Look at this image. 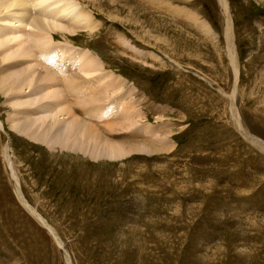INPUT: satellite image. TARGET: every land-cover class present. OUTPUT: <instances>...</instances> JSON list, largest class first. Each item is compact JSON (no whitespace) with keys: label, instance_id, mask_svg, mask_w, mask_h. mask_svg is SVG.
Masks as SVG:
<instances>
[{"label":"rangeland","instance_id":"1","mask_svg":"<svg viewBox=\"0 0 264 264\" xmlns=\"http://www.w3.org/2000/svg\"><path fill=\"white\" fill-rule=\"evenodd\" d=\"M49 1L42 0L56 20L51 14L52 18L41 13L47 17L43 18L36 12L42 3L39 0L32 18L46 26L30 24L25 31L28 36L42 30L47 46L35 49L42 56L49 54L42 59L59 62L64 51L68 52L71 58L66 68H70L66 70L91 85L94 74L86 75L71 61L78 56L95 57L102 61L104 72L126 81L114 92L103 88L105 81L101 87L93 83L97 78L92 79L89 97L102 98V104L95 100L92 107L96 106L98 114L111 116L92 115L86 112L88 106L71 98L76 102L75 113L111 140L107 144L119 146L122 141L121 145L136 148L139 143H153V147H148L149 154L136 151L125 158L101 159L61 151L54 144L52 150L25 132H17V123L39 120L45 114L38 110L30 115L23 109H36L53 98L45 99L46 89H34L45 88L48 76L36 86L27 85L35 67L44 73L47 63L40 67L34 56L10 54L0 63V68H7L0 70V89L7 87L4 95L0 90V264H264V151L247 137L264 143V0H230L236 81L218 0H192L191 4L180 0ZM67 5L68 12L72 13L73 6L72 14L101 23L99 28L93 33L82 29L68 37L51 31L56 25L71 23L67 8L59 13L61 21L56 13ZM18 10L0 13V52L19 47ZM189 17L205 23L211 36ZM146 36L155 38L148 41ZM24 39L28 46L39 44ZM57 67L55 71H60ZM14 81L19 89L16 84L8 88ZM117 107L122 112L110 113ZM234 108L242 129L232 122ZM58 113L50 119L49 114L46 121L68 118ZM14 178L31 208L44 217L57 238L21 205Z\"/></svg>","mask_w":264,"mask_h":264},{"label":"bare ground","instance_id":"2","mask_svg":"<svg viewBox=\"0 0 264 264\" xmlns=\"http://www.w3.org/2000/svg\"><path fill=\"white\" fill-rule=\"evenodd\" d=\"M31 1V2H30ZM38 1L39 0H0V13H1V11H3L4 9H11V10H16V9H19L18 11H20V12H18V14L20 15V17H18L17 15V17H16V20L18 19V21L20 22L19 24H21V26H19L18 27V34L17 35H19L18 37L20 38V40H19V43H17V45L19 44V47L18 48H16V49H14L13 51H10V48H7V49H9V50H7V51H9V52H7L6 53V51H2V52H0V63L2 62V61H5V60H7V58L9 59V56H10V54H11V56H12V54H13V56H16V55H14L15 53H19V55H31V56H34V58H35V63L36 64H38V66H42L43 64H45V63H47L44 59L46 58H44L43 56H49V54H47V55H40V54H38V51H36L35 49L36 48H39V47H42L41 45H44V46H47V43H45V42H43L42 41V38H43V36H42V30H38V31H29L30 33L28 34V36L25 34V31H26V28H29L28 30H30V24H31V26L32 27H34L35 25L38 27H43V26H46V24L45 23H42V21L40 20V21H36V20H34L32 17H34V10H36V9H38L39 8V6H38V4L40 5V8L38 9V10H36V12L38 11L39 12V14H41V13H45L46 12V10H47V8H46V3H43L44 1H47V0H43V2H42V0H40L42 3H38ZM64 1V0H63ZM144 1V0H143ZM160 1V0H159ZM165 1V0H164ZM180 1H184L185 3H188V4H191V2H192V0H180ZM6 2V3H5ZM38 4H37V3ZM49 2H51V0L49 1ZM49 2H47V3H49ZM55 2V1H54ZM58 1H56L55 3H57ZM73 2V1H72ZM75 2V1H74ZM146 2V1H145ZM151 2V1H150ZM162 2V1H161ZM218 2H219V6H220V8H221V13L223 14V21L225 22L224 23V35H225V38H226V45H227V47H228V52H229V57H230V60L233 62V64H234V77H235V81L237 80V70H238V61H237V54H236V52H235V45H234V38H235V29H234V18H233V13H232V11L230 10L231 9V6H230V0H218ZM166 3V2H165ZM1 4H4L3 6L1 5ZM65 4H69V3H65ZM71 4V3H70ZM171 4V3H170ZM71 5H73V3L71 4ZM70 5V6H71ZM102 5H103V3H102ZM162 5V4H161ZM165 5V4H164ZM45 6V7H44ZM69 5H67L66 7L64 6L63 8L64 9H62L61 11H56V13H65V10H66V8L68 7ZM74 7H75V5H73ZM73 6L71 7V9H70V11L73 13L74 12V10L76 11V8L72 11V8H73ZM79 6V5H78ZM149 6V5H148ZM171 6V5H170ZM61 7V6H60ZM77 7V6H76ZM122 7H124V5L122 6ZM168 7H169V3H168ZM178 7V6H177ZM33 8V9H32ZM36 8V9H35ZM78 8V7H77ZM171 8H173V7H171ZM179 8V7H178ZM3 9V10H2ZM68 9V8H67ZM129 9V8H128ZM32 10H33V12H32ZM78 10V9H77ZM176 9H174V11H175ZM9 11V10H8ZM50 11V10H49ZM67 12L69 11V9L68 10H66ZM123 11V10H122ZM130 11V10H129ZM139 11V10H138ZM67 12H66V14H67ZM79 12V10L77 11V13ZM192 12H194V11H192ZM13 13V12H12ZM30 13H31V15H30ZM68 13H70V12H68ZM72 13H70V14H72ZM81 12H79L78 14H80ZM174 13V15H175V13H178L177 12V10H176V12H173ZM13 14H15V13H13ZM47 14L49 15V14H51V16L53 15V17H54V21L56 20L55 18H56V16H55V13L54 12H46V16H47ZM60 14L58 15V19L61 21V19H63L62 17L60 18ZM70 14H68L69 16H70V18H68V17H66V18H68V19H70L71 20V23L69 22V24H68V22H67V25H65V26H61V27H59V26H54V28H52L51 29V31H59L60 32V34H62V35H64V37H68V35H66V34H71V35H75V34H77L76 32H79V31H81L82 29L83 30H85V31H87V32H92L93 33V31H96L97 30V28H99V26H100V24L101 23H99V22H96V21H92V19H89V18H85L84 17V15L83 16H81V17H84V19L83 18H81L79 15L77 16L76 14H72V15H70ZM82 14V13H81ZM134 14V13H133ZM12 15V14H11ZM33 15V16H32ZM43 15H45V14H41L40 16H42L43 18H45ZM131 15H132V13H131ZM196 15V14H195ZM36 16V15H35ZM40 16H36L35 18H37V17H40ZM50 16V15H49ZM50 16V17H51ZM62 16V15H61ZM67 16V15H66ZM85 16H87V15H85ZM186 16H187V14H186ZM32 19H31V18ZM79 17V18H78ZM89 17V16H88ZM133 17H134V15H133ZM196 17V16H195ZM47 18V17H46ZM52 18V17H51ZM190 19H191V21L192 22H195V24L198 26L197 28L198 29H200L207 37H208V35H210V33H213V32H211L210 31V29H208L207 27H206V25H205V23H203L202 21L201 22H199V20H197V18L195 19L194 17L192 18V17H189ZM3 20H4V18H2ZM1 19V20H2ZM12 18H10V20H11ZM57 19V20H58ZM65 19V18H64ZM79 19H83V21L82 20H79ZM15 20V19H14ZM44 20H46L47 21V19H44ZM90 20V21H89ZM96 20V19H95ZM7 21V20H6ZM12 21V20H11ZM10 21V22H11ZM48 21H50L49 19H48ZM52 21V20H51ZM50 21V22H51ZM66 21V20H65ZM81 22H83V23H81ZM152 22V21H151ZM13 23V22H12ZM15 23H16V21H15ZM58 23V25H59V21L57 22ZM65 23V22H64ZM63 23V24H64ZM61 25V24H60ZM207 26H209V25H207ZM24 27V28H23ZM53 27V26H52ZM195 28V27H194ZM16 29V28H15ZM40 29H42V28H40ZM197 29V30H198ZM200 30H198V31H200ZM2 31V30H1ZM214 31V30H213ZM6 32V31H5ZM146 32V31H145ZM144 33V32H143ZM147 33V32H146ZM145 33V34H146ZM151 33V32H150ZM26 35V36H23V35ZM47 34V33H46ZM148 34H149V31H148ZM201 34V33H200ZM215 34V33H214ZM142 35V34H141ZM144 35V34H143ZM1 36V35H0ZM36 37L35 39H33V37ZM46 36V35H45ZM148 36V35H147ZM146 36V38H148ZM150 36V35H149ZM211 36V35H210ZM15 37V36H14ZM32 38V42H33V40L35 41V42H39V44L38 45H32V46H28L27 44L28 43H24V42H26L25 41V39L24 38ZM51 39H52V37H50ZM123 38V37H122ZM122 38H120V39H122ZM150 38H153L152 36L150 37ZM150 38H148V41L150 40ZM154 38H155V36H154ZM153 38V39H154ZM14 39V38H13ZM156 39H158V38H156ZM152 40V39H151ZM160 40H162V39H160L159 38V41ZM165 40H167V39H165ZM145 41V40H144ZM158 41V40H157ZM156 41V42H157ZM169 40H167V42H168ZM146 42V41H145ZM170 42V41H169ZM9 43V42H8ZM34 43V42H33ZM45 43V44H44ZM149 43H151V42H149ZM152 43H154V41L152 42ZM151 43V44H152ZM159 43V42H158ZM26 45V47L24 46L23 47V45ZM48 44H49V42H48ZM154 44H156V43H154ZM165 44H166V41H165ZM164 44V45H165ZM65 45H66V43H65ZM163 45V46H164ZM172 45V44H171ZM175 45H176V43H175ZM166 46H169V45H166ZM20 47H22L23 49H22V51L20 52L19 51V48ZM165 48V47H164ZM171 48V47H170ZM160 49V48H159ZM162 49V48H161ZM169 49V48H168ZM175 49V48H174ZM39 50V49H38ZM169 50H171V49H169ZM41 51V50H40ZM68 51V50H67ZM172 51V50H171ZM170 51V52H171ZM44 52V51H43ZM166 52V51H165ZM47 53V52H46ZM68 53V52H67ZM67 53H66V51H64V55L63 56H61V59H63L62 61H61V59L60 60H58L59 62H57V60L55 61V62H53V59H49V61H50V63L48 62L47 63V65L48 66H46V65H44V66H46V67H48V69H51L50 71L47 69L44 73H42V71L40 72H38V74H36L35 75V72H36V68H37V66L35 67V69L33 70V76H31L32 78L30 79L29 78V80H28V83H27V85L29 84V86L30 85H32V86H34L36 83H37V81H40V80H43L42 78H46L47 76L49 77L48 78V80H44V81H47L45 84H46V87L44 88L43 86H36L34 89H36V90H42V89H46V94L44 95V97H45V99L46 98H48L49 99V97L48 96H51L53 99L51 100V101H48V102H46V103H42V104H39V105H37V106H35V103H32L34 100H32V102L30 101V103H32L35 107H36V109H33V110H31V109H23L24 111H26V113H30V115L31 114H37V112H39L38 110H40V111H42V110H45V114H43V115H45V116H43L42 114H40L41 116H43V117H45L46 118V116H48L49 114H51V115H49V119H50V116H54V115H52V114H55L56 112H57V110H58V112H60L61 111V113H62V116H63V114L65 113V114H67V119L65 120V121H61L60 119H57V118H53V119H51V120H48V122L46 121L47 120V118L45 119V118H43L42 117V119H41V116H39V120H38V118L37 119H35L34 121H31V122H26V123H21V125H20V123H17V124H19L18 126L20 127V128H16L15 127V129L17 130V132H21V133H23V132H25V135H27V136H29L31 139H33V140H35V141H42V142H44L45 144H46V146L48 145V147H49V149L51 148H53L54 149V147L52 146L53 144L54 145H57V146H59L60 148V150L62 151V149H64V150H74L75 152H79V153H83V155H86V154H89V155H91L92 157H94V158H100L101 157V159L103 158V157H105V158H118V157H124L125 158V155H128L130 152H138V151H140V152H145V151H147L146 153H148L149 151H150V149L148 148V147H150V145L152 146V144L153 143H151L150 145L149 144H140L139 143V145L138 144H135V145H138L136 148H134V147H132V146H127V144H126V146L125 145H121L120 143L122 142H120L119 143V146H118V143H112V144H116V146H114V145H112V144H107L109 141H111V140H107V137H105L103 134H101V131H100V133H99V131L97 130V129H94L93 127L95 126H91L88 122H85V121H83L81 118H79V116H78V114L77 113H75V109H74V106H73V104L74 103H76V102H73L72 100H71V98L73 99V98H76L77 100H78V102L79 103H81L82 105H84V106H88V109H87V111L86 112H88V113H93L92 115H98V116H105V114L106 113H108V112H106L105 114H103V113H99L98 114V112L96 113L95 112V108H96V106H94V107H92V104L94 103V101L96 100L98 103L102 100V98L100 97H98V95H97V97L95 96L94 97V99L95 100H93V99H91L90 97H89V93L88 92H90L91 91V87H93L92 85H94L93 83H96L97 85H100V82L101 83H103V81H105V85H103L104 87L103 88H105V89H109V88H111V90H114V92L116 91V90H119L122 86H124V84L126 83V81L123 79V78H121V77H119L118 75H114L113 73H109V72H104L103 71V69H104V65H103V63H102V61H100V60H98V61H96L97 59L95 58V57H93V58H91V57H82V58H79V54L77 55L78 56V58H76V59H72V61L71 62H74V63H72V65H75L76 63H78L77 64V66L79 67V69H80V71H83V72H85L86 73V75H87V72H89V75H92V74H94L93 76H92V78H91V80H90V83H91V85L89 84H86V83H84L85 81H83L82 79H80L79 78V76H77L76 74H70V73H72V72H70V71H67L66 69H69L70 67H68V68H66L67 66H66V63L68 62L69 63V58H71V56H69V58L67 57ZM70 53H71V51H70ZM81 53H82V51H81ZM172 53H173V51H172ZM171 53V54H172ZM177 53V54H176ZM84 54V53H83ZM83 54H81V55H83ZM175 54L177 55V56H179L180 58L183 56V54H181V53H179V52H175ZM174 54V55H175ZM69 55V54H68ZM71 55V54H70ZM86 55H89V53L88 54H86ZM28 56V57H29ZM38 58V60H36V57ZM44 58V59H42V57ZM84 56V55H83ZM170 56V55H169ZM24 57V56H23ZM26 57V56H25ZM41 57V58H40ZM51 57V56H50ZM72 57H73V55H72ZM81 57V56H80ZM173 57V56H172ZM34 58H33V61H34ZM56 58V57H55ZM176 58V57H175ZM179 58V59H180ZM47 59V58H46ZM178 59V58H177ZM30 61H32V60H30ZM181 61V60H180ZM179 61V62H180ZM156 62V61H155ZM8 64V63H7ZM15 64H17V63H15ZM71 65V66H72ZM17 66V65H16ZM40 66V67H41ZM59 67V69H60V71H55V68L56 67ZM57 67V68H58ZM3 68H5V66H3L2 68H0V70H3ZM5 69H7V68H5ZM40 69V68H39ZM44 70V69H43ZM64 70H66V72L64 71ZM98 70H100V71H102V72H100L99 74L97 73L98 72ZM29 71V70H28ZM32 71V70H31ZM31 71H29V72H31ZM78 71V70H77ZM36 72V73H37ZM74 72V71H73ZM82 73V72H81ZM45 75V76H44ZM73 75H76V76H73ZM36 76V77H35ZM33 77H35V78H33ZM76 77V78H75ZM95 77V79H96V82L94 81L93 83H92V79ZM1 78V77H0ZM37 78H39V79H37ZM1 80V79H0ZM5 80V79H4ZM3 80V81H4ZM103 80V81H102ZM241 80V79H240ZM0 82H2V81H0ZM6 82V81H5ZM18 82V81H17ZM20 82H22L23 83V81H20ZM88 83H89V81H88ZM10 85H8V88H13L14 87V85L16 84V82L14 81L13 83L12 82H10L9 83ZM24 84H25V82H24ZM34 84V85H33ZM104 84V83H103ZM1 85H3V84H0V86ZM16 85H18V84H16ZM101 87H102V85H100ZM100 86H97V87H100ZM41 87V88H40ZM95 87H96V85H95ZM2 88V87H1ZM4 88V87H3ZM6 89H7V87H5ZM5 89V90H6ZM17 89V88H16ZM18 89H19V85H18ZM98 89V88H97ZM129 89V88H128ZM2 92L1 93H3V91H5L4 89H0ZM110 90V92H112ZM131 90H133L132 89V87H131ZM10 91H12V90H10ZM15 90H13V92H14ZM44 91V90H43ZM42 91V92H43ZM98 91V90H97ZM99 91H100V89H99ZM109 91V90H108ZM233 91V90H232ZM8 92H9V89H8ZM8 92H7V94H8ZM19 92V91H18ZM40 92V91H39ZM38 92V93H39ZM102 92L104 93V91H103V89H102ZM16 93H17V90H16ZM86 93H88V95L86 94ZM103 93H101L102 94V97H103ZM95 94V93H94ZM98 94V93H97ZM105 94H106V92H105ZM3 95H4V93H3ZM6 95V94H5ZM63 95V96H62ZM100 95V94H99ZM128 95V94H127ZM126 95V98L128 97L129 98V96L130 95H128L127 96ZM42 96V95H41ZM43 97V98H44ZM36 98V97H35ZM131 98H132V95H131ZM105 99V98H104ZM38 100V99H37ZM37 100L35 99V101L34 102H37ZM40 100V99H39ZM42 100V99H41ZM92 100V101H91ZM127 100V99H126ZM131 100V99H130ZM129 100V102H131ZM104 101V100H103ZM122 102H124L123 100H121ZM91 102V103H90ZM116 102V101H115ZM120 102V101H119ZM101 104H102V102H100ZM117 103V102H116ZM128 103V102H127ZM100 104V105H101ZM119 104H121V102L119 103ZM122 104H124V103H122ZM130 104V103H129ZM30 105V104H29ZM32 105V106H33ZM78 105H80V104H78ZM93 105H95V103L93 104ZM98 105V104H97ZM34 106H33V108H34ZM83 106V107H84ZM120 106V105H119ZM133 106V105H132ZM37 107H39L40 109H37ZM114 107H115V105H114ZM120 107H123L122 105L120 106ZM116 108L117 110H112L110 113H113L114 111H117L118 112V110L119 109H121V108ZM128 107V106H127ZM264 107V106H263ZM82 108V107H81ZM100 108V107H99ZM124 108V107H123ZM261 108V107H260ZM53 109H56V112L54 113H48V112H46V111H49V112H51ZM82 109H84V108H82ZM235 109V108H234ZM108 110V109H107ZM237 109H235L234 110V114H233V120H232V122H233V124L234 125H236L239 129H242V126H243V124H241V121H240V118H239V116H238V114H237V111H236ZM64 113H63V112ZM91 111V112H90ZM104 111V110H103ZM57 112V114H60V113H58ZM79 112V111H78ZM81 112V111H80ZM121 112H122V109H121ZM127 112H129V111H127ZM47 113H48V115H47ZM88 113H85V114H88ZM38 114V115H39ZM57 114H55V115H57ZM109 114V113H108ZM124 114V113H123ZM27 115V114H26ZM91 115V114H90ZM101 116V117H102ZM109 116H111V114H109ZM125 116V115H124ZM56 117V116H55ZM134 117V116H133ZM256 117H257V115H256ZM85 118V117H84ZM107 118V117H106ZM111 118V117H110ZM41 119V120H40ZM108 119V118H107ZM107 119H106V121H107ZM121 119V118H120ZM125 119V118H124ZM128 120H129V117L127 118ZM126 119V120H127ZM105 120V119H104ZM115 120V119H114ZM117 120V119H116ZM126 120L124 121V122H126ZM134 120V119H133ZM103 121V120H102ZM110 123H111V121H109ZM138 122V121H137ZM112 123H113V121H112ZM111 123V124H112ZM115 123V122H114ZM16 124V123H15ZM16 124V125H17ZM34 124H36L37 125V127L34 129L33 128V126H36V125H34ZM105 124H107V123H105ZM116 124V123H115ZM115 124H114V126H115ZM118 124H119V122H118ZM117 125V124H116ZM122 125L123 124H121V127H122ZM131 125V124H130ZM1 126V125H0ZM12 126V125H11ZM13 126H14V123H13ZM12 126V127H13ZM107 126H108V124H107ZM110 126V125H109ZM108 126V127H109ZM113 126V125H112ZM120 126V125H119ZM125 126V125H124ZM149 126V125H148ZM11 127V128H12ZM54 127H56V129L53 131V128ZM97 127V126H96ZM118 126H116V128H117ZM129 127V126H128ZM130 127H132V126H130ZM144 127H145V125H144ZM14 128V127H13ZM34 130H33V129ZM109 128H111V127H109ZM113 128V127H112ZM120 128V127H119ZM123 128V127H122ZM28 129L30 130V131H28ZM138 129V128H137ZM136 129V130H137ZM148 130H149V128H147ZM146 129V130H147ZM105 130V129H104ZM109 130V129H108ZM112 130V129H111ZM143 130H144V128H143ZM159 130V129H158ZM114 131H116V130H114ZM104 132V131H103ZM141 132H142V130H141ZM143 132H145V131H143ZM153 131H151V133H152ZM146 133V132H145ZM52 134V135H51ZM137 134H138V132H137ZM139 137V136H138ZM250 140H252V141H254V143L261 149V150H263L264 151V143L263 142H257L256 140H253L251 137H249V136H247ZM157 139V138H156ZM114 140V139H113ZM112 140V142H114V141H116V140H114L113 141ZM122 140H124V139H122ZM149 140V139H148ZM119 141V140H118ZM111 143V142H110ZM144 143V142H143ZM165 144H167V143H165ZM130 145V144H129ZM154 145H155V142H154ZM134 146V145H133ZM130 147H132V149H130ZM153 147V146H152ZM52 149V150H53ZM4 150V149H3ZM7 150V149H6ZM66 150V151H67ZM149 154V153H148ZM8 156V155H7ZM9 158H10V156H9ZM9 158L7 157V160H8V164H9V166H10V168H11V173H13V176L15 177V171H14V168H13V164H11V162L9 161ZM10 160H11V158H10ZM15 167V166H14ZM10 171V170H9ZM15 180H16V178H14ZM16 182H17V184H16V187H17V190H16V195H17V197H18V200H19V202L21 203V205H23V206H25L26 208H27V211H30L32 214H34L35 216H36V219L39 221V223H42L43 224V226H48L49 227V223L47 224V222H46V220L44 219V217H42V215H40V213H37L36 212V210L35 209H33V208H31V205L29 204V202H28V200L26 199V197L25 196H23L22 195V190L21 191H19V188L18 187H20V185H19V183H18V181L16 180ZM15 182V183H16ZM19 185V186H18ZM21 192V193H20ZM33 207V206H32ZM39 212V211H38ZM33 216V215H32ZM51 226V225H50ZM47 227V228H48ZM50 229H51V232L52 233H57L56 231H54L53 230V228H51V227H49ZM57 230V229H56ZM54 236H56V238H57V235L55 234ZM55 238V239H56ZM58 243H59V240H58ZM61 243V242H60ZM66 248L68 249V247H67V245H66ZM32 251V250H31ZM22 253H24V252H22ZM26 253V252H25Z\"/></svg>","mask_w":264,"mask_h":264}]
</instances>
